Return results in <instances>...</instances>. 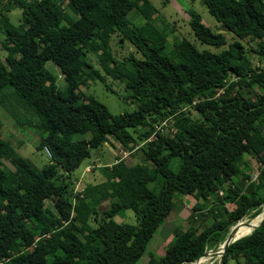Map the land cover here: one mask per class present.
<instances>
[{"label":"trees","instance_id":"obj_1","mask_svg":"<svg viewBox=\"0 0 264 264\" xmlns=\"http://www.w3.org/2000/svg\"><path fill=\"white\" fill-rule=\"evenodd\" d=\"M121 1L0 0V44L9 55L0 60V102L14 114L21 107L34 116L35 145L49 151L37 168L0 134V264H135L172 209L174 193H195L192 206L204 208L209 221L174 227L162 252L149 251L144 262L189 264L264 205V164L253 175L245 162L246 154L264 146V0H201L232 34L229 41L187 8L195 40L225 43L217 50L198 48L185 36L168 48L150 1L130 0L140 22L126 17ZM14 7L20 9L17 24L7 13ZM115 31L139 56L112 55ZM244 37L257 39L260 65ZM87 52L96 54L98 66L86 59ZM45 59L60 70L62 88ZM106 76L122 82L136 105L114 119L80 88ZM119 134L128 138L121 143H141L144 162L115 156L109 165L99 164L100 181L75 192L72 170L93 149L119 141ZM172 157L175 169L169 166ZM121 190L124 201L95 208ZM126 208L134 221H116L113 214ZM219 264H264V221L229 242Z\"/></svg>","mask_w":264,"mask_h":264},{"label":"rangeland","instance_id":"obj_2","mask_svg":"<svg viewBox=\"0 0 264 264\" xmlns=\"http://www.w3.org/2000/svg\"><path fill=\"white\" fill-rule=\"evenodd\" d=\"M149 1L151 3V14L153 20L166 35L168 48L172 47L173 43L179 40L182 36H185L186 38L191 40L198 48L217 50L225 45V43L218 45H209L203 42L200 43L195 40L192 30L187 23V8L189 6L193 7L199 13L200 20L205 25L209 26L213 31L223 32L226 41H229L233 37L231 33L220 26V22L217 21L214 16L207 10L201 0ZM119 7L123 12H125L126 17L131 22L141 21L139 14H137L135 10H132L133 7L130 0H122ZM65 11L68 15L73 16L72 11L67 6H65ZM7 13L10 17V20L14 24H17L19 22V8L14 7L12 9H9ZM1 39L2 35L0 34V41ZM256 40L257 39H250L248 37H244L241 39V41L246 46L253 63H259L260 65L262 61L259 59L257 54L258 46ZM109 44L112 55L117 60L125 59L130 53L139 56V52L135 50L134 46L126 38L122 37L117 31L111 34L109 38ZM8 58V53L4 48L1 47L0 44V60L5 62ZM86 59L93 66H98V64L96 63L97 59L95 53L87 52ZM44 65L48 70L55 74L56 83L60 88H62L64 81L58 67L49 59L44 60ZM43 79L46 80V76H43ZM106 84H109L112 90L109 89V86H107ZM80 88L84 93L92 95L94 98L105 104L108 109L109 117L111 119H114L119 113L123 111L132 110L136 106L135 103L127 95L126 90H124L122 82L116 79H112L109 76H106L105 82H102L99 79L86 80V82L80 85ZM34 122L35 117L26 113L21 107L16 108V112L14 114L11 110L5 108L0 102L1 136L9 141L16 152L25 157L35 167L39 168L43 163L47 162L48 154L44 151L43 148L38 149L35 145L39 137V131L34 125ZM127 129L130 130L131 128ZM118 138L119 141L111 139L109 142H107V147L101 146L97 149H93L91 152V156L89 158L81 160L79 165L72 170L71 185L75 192L81 194L82 187L87 182L94 183L100 181L103 178V175L100 169H98L100 166H102L99 164L107 163L109 165V162L112 161L115 156L125 157L126 162L128 163L144 162V153L142 148L140 147V142L128 141L127 143H121V141L123 140H128V138L122 134H119ZM96 151L97 153L96 155H94L93 153ZM5 162L10 169H14V167L9 164L7 160ZM245 162L253 171V175H255L258 169V165L264 164V146L260 145L253 154H246ZM176 164V157H172L169 162V166L175 169ZM15 173L19 175V177H22V175L18 171H15ZM223 191V189L219 190L218 193L221 194L223 193ZM124 198L125 191H118V193H116V195L114 196H106L101 198L98 202H96L95 208L97 210L105 208L108 206V203L111 200L118 199L124 201ZM196 198L197 195L195 193L191 196H188L186 194L182 195L180 193H174L172 198V209L170 210L168 215L159 223L152 235L149 237V240L145 244L143 252L139 256L135 264H144L149 251L162 252L166 242L171 238V231L174 227L179 226L181 228H184L190 222L197 223L199 221H209L210 215L206 213V210L204 208L197 210L193 208L192 204ZM44 202L47 206L53 208L50 200L45 199ZM226 204L229 205L228 202H226ZM200 212H204V214ZM260 212H262L261 218L264 217V205L261 207V210L257 214H259ZM113 218L116 221H134L133 213L128 208L118 209L113 214ZM249 219L242 218L237 221L236 233H238L245 226H251L249 223L245 224L247 221H249ZM202 258L203 260H201ZM189 264H219V256H217V254L200 255L198 262L194 263L192 261Z\"/></svg>","mask_w":264,"mask_h":264},{"label":"water","instance_id":"obj_3","mask_svg":"<svg viewBox=\"0 0 264 264\" xmlns=\"http://www.w3.org/2000/svg\"><path fill=\"white\" fill-rule=\"evenodd\" d=\"M262 221H264V217L260 218L258 222H256L255 224L251 225V228H250L247 232H245V233H243V234H239V235H236L237 222H235L234 224L231 225V227H230V229L228 230V232L226 233V235H225L223 241H222L221 243H219V244L217 245L216 248H214V249H212V248L207 249V250L203 251L200 255H205V254H217V256H220V254L223 252L225 246H226L229 242L233 241L234 239L238 238V237L241 236V235H244V234L248 233L252 228H254L255 226H257V225H258L260 222H262ZM248 223H249V221H247L245 224H248ZM200 255H199V256H200ZM199 256H197V257L193 260L194 263L198 260Z\"/></svg>","mask_w":264,"mask_h":264},{"label":"bare ground","instance_id":"obj_4","mask_svg":"<svg viewBox=\"0 0 264 264\" xmlns=\"http://www.w3.org/2000/svg\"><path fill=\"white\" fill-rule=\"evenodd\" d=\"M261 213H262V212H260V214H259L255 219H253L252 221H250L249 224H250V225H253V224H255L256 222H258L259 219L261 218ZM263 215H264V214H263ZM250 228H251V226H248V227L245 226V227H243L238 233H236V235L243 234V233L247 232ZM201 260H203V258H202Z\"/></svg>","mask_w":264,"mask_h":264},{"label":"built area","instance_id":"obj_5","mask_svg":"<svg viewBox=\"0 0 264 264\" xmlns=\"http://www.w3.org/2000/svg\"><path fill=\"white\" fill-rule=\"evenodd\" d=\"M43 149L49 155V151H48V149L45 146L43 147Z\"/></svg>","mask_w":264,"mask_h":264},{"label":"crops","instance_id":"obj_6","mask_svg":"<svg viewBox=\"0 0 264 264\" xmlns=\"http://www.w3.org/2000/svg\"><path fill=\"white\" fill-rule=\"evenodd\" d=\"M110 148V147H109Z\"/></svg>","mask_w":264,"mask_h":264}]
</instances>
